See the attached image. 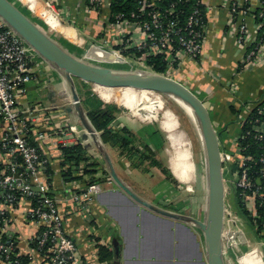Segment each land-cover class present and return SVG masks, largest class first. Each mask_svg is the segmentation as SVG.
Masks as SVG:
<instances>
[{"label": "crops", "instance_id": "0c3cea01", "mask_svg": "<svg viewBox=\"0 0 264 264\" xmlns=\"http://www.w3.org/2000/svg\"><path fill=\"white\" fill-rule=\"evenodd\" d=\"M13 1L21 4L32 16L43 19L58 38L74 43L87 41V44L93 41L101 42L106 38L104 31L108 15L106 12L100 16L90 15L86 10L87 0ZM229 2V0H203L207 26L201 56L197 60L183 56L179 66L175 68L174 75L171 76L179 79L202 96L200 98L205 102L219 136L220 149L231 154L233 166L237 167L236 163L240 154L238 138L244 128V123L253 108L264 100V62L241 69L245 49L237 42L234 27H231L228 13ZM248 23L253 25L250 19H248ZM92 89L106 102L96 88ZM140 91L147 102L152 99V102L154 101L156 104L155 106L150 105L148 108L156 107L157 111L163 110L164 112L165 104L154 91L148 89H140ZM148 93L150 96L155 94L156 99L147 98ZM70 100L69 87L60 72L46 60L40 58L36 61L34 77L27 84L26 91L17 94V108L21 110L36 105L44 107V117L38 118L31 124L34 132L36 129L54 132L55 128L57 129V124L63 121L75 125L77 132L71 133L67 137L68 144L78 142L84 144L87 154L93 158L92 160L95 159L101 164V170L96 174V177L102 178L100 181L102 190L91 211L83 215L74 204L60 203V210L65 219V232L75 240L86 264H205L206 255L201 231L192 224L157 214L126 194L109 173L104 157L92 137L84 138L87 133L85 127L80 123L77 114L67 109L71 105ZM133 106L138 108L137 111L132 110ZM158 107L160 110L157 109ZM139 108L143 110L144 106L138 103L130 105V109L135 115L141 113L138 111ZM37 114L35 113L33 116L35 117ZM119 114L115 120L116 123ZM170 115H172L171 111L163 114L164 119L161 123L173 145V134L166 129ZM47 118L49 122L46 121ZM178 126H180L179 121ZM3 127V123L0 121V139ZM177 134H183V132L177 131ZM40 143L42 152L47 159L52 160L57 173L54 181V195L63 198L78 185L83 186L87 183L84 181L88 176L83 175L85 177L76 180L73 182L74 184H64L59 176L60 155L56 151V146ZM176 147L178 148V146ZM105 148L121 180L144 200L172 212L193 216L202 221L205 219L208 199L207 182L198 175L193 155L192 177L190 181L184 182L176 174L177 161L182 162L186 173L188 166L186 160L182 158L183 153L182 155L177 153V148L173 156L161 161L170 171V177L163 171H159L157 166H154L157 168L154 169V172L158 177L151 176L150 170L142 172L123 157L119 150L106 144ZM180 149L182 151L181 147ZM4 156L6 157L5 162L9 163L8 155H2L0 152V157ZM176 157L179 160L175 159ZM77 174L81 175L82 172ZM195 188L199 191L198 196L194 198V193L188 197V193L195 191ZM200 201L204 203L203 207L199 206ZM196 202L198 205H195ZM8 209L11 213V221L4 230L10 232L14 237L17 235L20 253L30 255V264H48V260L33 246V239L41 224L28 218L31 205L27 201H22L18 207ZM2 228L0 226V236ZM230 232L224 220L223 249L226 264H264V238L257 235L255 231L260 241L257 240L256 246L250 249L254 250L237 256L231 244V249L227 248V239L234 245L237 241L241 245L247 242L250 244V241L241 236L245 238L243 241L238 239L233 242L232 238L234 237L230 236ZM117 235L121 241V253L118 259L113 249V241L117 239ZM99 244L111 249L114 254L113 258L101 261L97 248ZM0 264L9 263L0 255Z\"/></svg>", "mask_w": 264, "mask_h": 264}, {"label": "built area", "instance_id": "2783aa9c", "mask_svg": "<svg viewBox=\"0 0 264 264\" xmlns=\"http://www.w3.org/2000/svg\"><path fill=\"white\" fill-rule=\"evenodd\" d=\"M113 0H87L86 10L91 15L107 13L105 44L115 47L118 51L127 50L134 60L143 66L147 65L146 57L156 54H166L169 65L188 56L197 60L200 58L206 32L205 11L194 9L188 16L185 26H180L175 19L165 23L163 14L155 7L157 1L149 2L141 0V11L152 7L148 11V19H142L135 12L131 18L124 13H113L111 10ZM189 1V0H186ZM228 13L231 27H234L237 42L244 47L245 53L241 62V69L249 68L254 64L264 62V38L260 31L264 25V0H229ZM203 4V0H198ZM174 12V5L167 9ZM204 10V9H203ZM112 18L114 20H112ZM252 20L253 25L248 23ZM264 33V32H263ZM137 52H141L138 55ZM184 56V57H183ZM40 59L38 53L29 45L11 26L0 16V121L3 123V133L0 139L2 149L9 157V167L12 173L0 176V198L7 191L5 203L0 204L1 212L14 207V202L20 193L21 201H28L33 193H38V203L32 205L28 218L34 219L45 226L40 244L49 243L48 250L51 258L48 264H86L79 252L74 239L69 237L64 229L65 219L60 210L61 202L74 204L83 215L92 210L97 196L102 190L99 182L86 183L75 187L73 191L59 198L49 195L51 183L41 175L38 167L46 162L41 159L38 148L31 145L26 139L29 126L38 118H43L45 109L41 105L17 108V94L24 93L27 84L33 80L36 61ZM148 66V65H147ZM70 102H72L70 100ZM264 112V105L261 109ZM37 114L35 117L34 114ZM40 114V115H39ZM49 122L48 118L46 119ZM46 122V123H47ZM259 122V119H256ZM54 132L36 129L34 136L36 141L44 144H53L59 155L60 146L68 144L67 137L77 132V127L66 121L57 124ZM256 137H264V121L257 126ZM239 140V138H238ZM222 152L223 172L230 163L231 173L235 177V187L242 189L243 201L254 216H259L256 210V199H260L259 205H264V156L260 158L263 164L259 175L253 179L250 175L251 165L248 163L253 158L243 155L241 152L237 159V168H234L233 159L229 152ZM21 156L23 163L22 172L18 173V162L15 160ZM15 157V158H14ZM76 180L69 184H74ZM54 184V183H53ZM5 196V195H4ZM11 221V217L4 219L2 232H6L5 226ZM0 250L9 252L12 245L0 244Z\"/></svg>", "mask_w": 264, "mask_h": 264}, {"label": "trees", "instance_id": "16d2710c", "mask_svg": "<svg viewBox=\"0 0 264 264\" xmlns=\"http://www.w3.org/2000/svg\"><path fill=\"white\" fill-rule=\"evenodd\" d=\"M13 1V0H11ZM141 0H113L111 10L113 13H124L125 16L131 17V13L135 12L140 15L142 19H148V11L153 8L158 9L163 14V19L165 23L170 19H175L179 22L180 26H185L188 16L193 12L194 9H199L201 11H205L204 5L200 2H196L198 0H162L157 1L155 7H147L144 12L141 11ZM152 2L154 0H148ZM14 2V1H13ZM17 5L18 3L15 2ZM174 5V12H169L167 9ZM18 6V5H17ZM112 20H114L112 18ZM264 25L262 26V30L260 31V36L264 38ZM61 39V38H60ZM62 40V39H61ZM125 53H128L125 50ZM138 55L142 54L141 52H137ZM146 63L150 67L151 70L162 73V74H170L174 75L175 68L179 66V61H176L172 64V67L169 65V60L166 54H156L150 55L146 58ZM122 89V94L120 97L115 95L116 89ZM119 89V90H120ZM79 94L84 105V108L87 112V116L92 123L93 127L99 132L100 138L102 142L106 145H109L112 148L119 150L122 156H125L131 164L136 167L142 169V171L147 172L149 169L144 166L146 160H150L151 166L159 167L164 174L170 177V171L163 165V163L156 157V151L149 144H145L144 148L136 147L134 145L137 135L135 132L126 125L117 126L115 120L119 113H121V107L116 103H110L113 100L115 102H119L124 106L131 105L132 103H138L144 108L148 107L149 103L147 102L145 96L142 94L140 89H135L132 87H112L108 85H96V90L100 94V96L109 103L104 102L87 83H80V87H78ZM264 105V100L259 103L256 107L251 111L248 119L244 123V128L241 131L239 136V148L240 152L245 155L252 157L253 160L248 163L252 166L250 169V175L253 179L259 175L261 168L263 167L260 158L264 156V137L258 138L256 137L257 126L259 123L264 121V112L261 111ZM182 114L185 115L183 110ZM256 119H259V122H256ZM26 139L31 145H34L38 148L39 153L41 154V159L46 162L38 167V171H40L41 175H43L48 182L51 183V191L48 193L49 195H53L54 190V181L56 178V170L52 164L51 159H47L46 155L42 152L41 143L36 141L34 136L33 126H29V131L26 135ZM0 152L2 155L6 154V151L2 149L0 142ZM60 180L64 184H69L74 180H80L85 177L83 175L88 176L87 180L84 182L87 183H101L100 177H96V174L101 170V164L97 160H92L93 158L88 155L87 149L84 144L78 142L71 145H63L60 146ZM5 156L0 157V176L5 174L12 173L10 171L9 164L5 162ZM15 158V157H14ZM18 162V173L23 170V163L21 156L15 158ZM238 166V165H237ZM237 168L236 166H234ZM78 172H82L81 175H78ZM107 172V171H106ZM7 191H4V195H1L0 204L5 203V197ZM242 189H237L236 195L237 199L242 206L243 213L248 217L251 224L254 226L257 235L264 238V205L260 206V199H256V210L258 213V217L254 216L252 211L245 205L243 201ZM21 194L18 193V199L14 202V207L19 206L21 201ZM39 195L38 193H33L31 197H28V203L32 205H36L38 203ZM7 204V203H5ZM0 208V226H4V219L7 217H11L10 210L7 209L4 213L1 212ZM45 230V226H41L38 230L36 237L33 239V246L35 249L45 257L46 260H50L51 252L48 250L49 243H45L43 245L40 244L42 233ZM117 240L121 244L120 238L118 235L116 236ZM4 243L7 245H12V250L9 252H3L0 250L1 257L9 264H30L31 257L27 254H22L18 248V240L17 235L14 237L10 232H2L0 236V244ZM98 255L101 261H107L113 258V251L105 245L99 244Z\"/></svg>", "mask_w": 264, "mask_h": 264}, {"label": "water", "instance_id": "95a60500", "mask_svg": "<svg viewBox=\"0 0 264 264\" xmlns=\"http://www.w3.org/2000/svg\"><path fill=\"white\" fill-rule=\"evenodd\" d=\"M0 16L34 48L41 58L60 72L69 87V96L72 101L67 108L68 111H74L77 114L87 131L84 138L92 137L93 142L104 157L109 173L126 194L140 205L157 214L192 224L195 228H198L203 234L205 264H226L223 249L225 180L222 152L212 118L200 96L189 86L168 73L162 74L149 70L109 69L77 57L53 39L11 0H0ZM74 77L81 78L84 81H92L98 85L132 87L135 89H148L162 94H174L191 109L200 133L206 161L208 199L206 216L203 221L193 216L157 207L144 200L121 180L105 148V144L84 110L74 83ZM113 249L118 259L121 253V245L117 239L113 241Z\"/></svg>", "mask_w": 264, "mask_h": 264}, {"label": "rangeland", "instance_id": "374dc122", "mask_svg": "<svg viewBox=\"0 0 264 264\" xmlns=\"http://www.w3.org/2000/svg\"><path fill=\"white\" fill-rule=\"evenodd\" d=\"M18 7L25 12L35 23H37L40 27H42L53 39H55L58 43H60L64 48H66L69 52L76 55L77 57L89 61L91 63H94L96 65L109 68V69H117V70H149V66L145 65L143 66L139 61L134 60V56H131L129 53H125L124 51H118L115 47H111L107 44H105L104 40L99 41H93L92 43L89 42L87 44V41L84 43H74L69 40L60 39L58 38L53 30H50L49 27L44 23L43 19L39 17L32 16L29 14V12L21 6V4H17ZM96 42V44H94ZM92 44V45H91ZM41 58V57H40ZM173 68V67H172ZM87 83L90 88H96V85L92 81H84L81 78L74 77V83L76 86V89L79 93L78 87H80V83ZM120 89V88H119ZM116 89L115 95L120 97L122 89ZM96 91V90H95ZM97 92V91H96ZM156 96H159L160 99L165 104V110H160L158 107L156 110V107L153 109L151 108H142L138 111L141 113L139 115L133 114V112L130 109V105L124 106L120 104L119 102H115L114 100L110 103H116L121 107V113L119 114V118L117 121V126H129L137 135V139L134 143L136 147H140L141 149L144 148L145 144H149L153 149L156 151V157L160 161H165L168 157H171L174 155L176 146L177 153H183L184 160H186L188 168L187 173L185 172V168L182 164V162H179L177 160L178 165H176V174L178 177L184 181L188 182L191 180L192 172H193V166H192V155L193 159L197 166V173L201 177H203L207 182V173H206V161H205V155H204V149L202 145V141L200 138V133L198 130L197 125L192 120L189 113L182 108L175 100L172 98L154 91ZM197 93V92H196ZM155 94L151 95L148 93L147 98H153V100L156 99ZM80 95V94H79ZM199 95V94H198ZM150 96V97H149ZM201 98L202 96L199 95ZM149 105L155 106V102H152V99L148 102ZM205 103V102H204ZM138 108H132V110L137 111ZM145 109V110H144ZM183 110L185 112V115L182 114ZM171 111L170 118L168 120L169 123L166 124V129L170 131L173 135V145L170 143L168 139V133L163 129L161 121L164 119L163 114H167ZM153 114V115H151ZM150 116V117H148ZM174 117V119H173ZM172 120V121H170ZM180 126H178V121ZM169 124H172L171 126ZM169 125V127H168ZM177 131H181L184 134H177ZM177 134V135H176ZM219 137V136H218ZM100 140V139H99ZM182 148V151L180 149ZM191 149H190V148ZM125 157V156H123ZM130 162V161H129ZM150 160H146L144 163V166H146L151 172V176H157V174L154 172V169H157L154 166L150 165ZM230 163L228 164L227 170H224V180H225V222L227 224V229L230 232V236L234 237L232 240L235 242L238 239H241L242 241L246 238V240L250 241V244L244 243L241 245L239 244V241L235 243V246L233 243L228 242L229 239H227V248L230 247V244L232 248H234L235 253L237 256L242 255L243 253L247 254L252 252L253 250H250L254 248L257 244V240H259V237L255 233V229L252 224L250 223L248 217L243 213L242 206H240V203L238 201V197L236 195L237 188L235 187V177L231 173ZM233 166V165H232ZM159 168V167H158ZM140 169V168H139ZM142 171V169H141ZM159 171H162L159 168ZM144 172V171H142ZM158 177V176H157ZM188 178V180H187ZM207 186V183H206ZM184 193V192H183ZM194 198L198 196L199 191L195 188V191L192 193H188V197L192 196L193 194ZM197 194V195H196ZM179 195V194H178ZM181 196V194H180ZM195 205H198V202L195 203ZM204 203L201 201L199 202V206L203 207ZM228 215V217H227ZM243 229V231H241ZM244 236V237H241ZM230 241V240H229ZM248 244V245H247ZM231 249V247H230ZM229 249V250H230ZM250 250V251H249ZM249 251V252H248Z\"/></svg>", "mask_w": 264, "mask_h": 264}, {"label": "bare ground", "instance_id": "6f19581e", "mask_svg": "<svg viewBox=\"0 0 264 264\" xmlns=\"http://www.w3.org/2000/svg\"><path fill=\"white\" fill-rule=\"evenodd\" d=\"M164 95H166V96L172 98L173 100H175L182 108H184L189 113V115L191 116L192 120L195 122V119H194V117H193V115L191 113V109L188 108L181 100H179L178 97H176L174 94H164ZM195 124H197V123L195 122ZM83 141H84V139H83Z\"/></svg>", "mask_w": 264, "mask_h": 264}]
</instances>
